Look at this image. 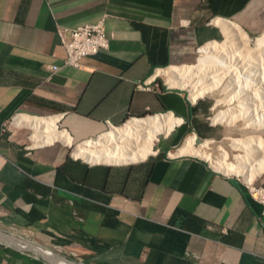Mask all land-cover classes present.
<instances>
[{
    "label": "crops",
    "instance_id": "1",
    "mask_svg": "<svg viewBox=\"0 0 264 264\" xmlns=\"http://www.w3.org/2000/svg\"><path fill=\"white\" fill-rule=\"evenodd\" d=\"M100 19L108 48L64 65L56 28ZM223 24L261 35L264 0H0V231L87 264H264L262 207L244 181L177 154L188 135L222 137L211 98L192 102L163 73L195 65ZM167 113L182 122L143 160L72 154L108 127ZM47 117L71 144H36L25 119ZM253 184L264 188V170ZM0 264L45 263L0 244Z\"/></svg>",
    "mask_w": 264,
    "mask_h": 264
},
{
    "label": "bare ground",
    "instance_id": "2",
    "mask_svg": "<svg viewBox=\"0 0 264 264\" xmlns=\"http://www.w3.org/2000/svg\"><path fill=\"white\" fill-rule=\"evenodd\" d=\"M222 28L226 38L222 47L224 52L221 51L222 48L218 43L206 44L200 48L201 54L196 63L199 67L215 62L216 67L213 71L218 75L221 73L219 75L221 77L211 76L212 68L207 71L208 79L204 76L199 77L205 71L195 74L192 68L196 64L189 67L176 66L163 71L166 75V83L171 87L188 89L190 91L188 96L193 102L204 93L214 90L223 75L231 72L233 81L228 80L223 86L225 96L219 102L229 104L234 100L236 104L216 112L212 117L213 123L231 125L236 119H241L244 126L255 130L264 129V34L256 37L251 46L250 38L242 29L227 24H223ZM238 73H241V76L237 77ZM192 78L196 79L195 82H192ZM249 105L256 110V114L253 115V112L251 115L247 111ZM25 120L34 130L33 139L36 140V144H44L48 141L71 144V137L66 130L55 128L56 118ZM180 122L182 121L170 113L129 120L119 128L110 127V130L103 132L96 140H85L74 145L72 154L90 163H135L153 154L159 136L166 137ZM41 131L47 133L43 138H39ZM210 142L212 141L207 139L197 142V136L192 134L185 138L177 154L201 155L202 148ZM230 143L232 148L242 150L243 154L236 155L232 164L226 161L227 153L221 150L219 158L214 162L215 167L226 173L238 174L245 183H251L264 170V138L250 135L242 140H231ZM9 244L18 250L32 249L26 243L10 242ZM46 254L54 257L48 251Z\"/></svg>",
    "mask_w": 264,
    "mask_h": 264
},
{
    "label": "rangeland",
    "instance_id": "3",
    "mask_svg": "<svg viewBox=\"0 0 264 264\" xmlns=\"http://www.w3.org/2000/svg\"><path fill=\"white\" fill-rule=\"evenodd\" d=\"M263 34H264V32L261 35H263ZM261 35H259V36H261ZM259 36H257V37H259ZM249 38L251 40L250 44L252 46L253 43H254V39L256 37H253V38L249 37ZM225 40H226V38H225V35H224L223 39L221 41H219V42H216V43H218L221 46V48H222V47H224ZM221 51L224 52V49L222 48ZM207 62H209V60ZM214 63L215 62L212 61V62H210L208 64H203V65H201L199 67H197L198 65L196 64L194 66V68H192V71L195 74L205 71L206 73L204 72V74H200L199 77H203L204 76L205 79H208L209 78V76H208L209 74H207L209 72L208 69L212 68V72L213 73L211 74V76L213 75L214 77H216V76L218 77L221 73L218 75L217 72L213 71V69H215V67H216V65H214ZM230 74H232V73L230 72ZM230 74L229 73L224 74L223 77H222V80L219 81L218 86H216L214 88V90L208 91V92L203 94L204 97H210L212 102H213V108H212V111L210 112L209 117L211 119V124L216 125V127L218 129H220L222 137L219 138V139H210L212 142L208 143L204 148H202V154L201 155L200 154L199 155L189 154V155L196 156L198 158H201V159L209 162L210 165L214 168V170H216V171H218V172H220L222 174H225V175H228V176H236V177H238L239 179L242 180V177L240 175H238V174H235V173H232V172L226 173V172H224V171H222L220 169H217L215 167V165H214V162L219 158L221 150H224L227 153L226 161L233 164L235 162V159H234L235 156L236 155H242L243 152H242V150H238V149L232 148L231 143H230L231 140H234V139H241L242 140V139H244V138H246V137H248L250 135L260 136L261 138H264V129L261 128V129L255 130L252 127L244 126L243 121L241 119H238V120L236 119L235 122L232 123L233 125L232 124L231 125H226L225 123H218V122L217 123H213L212 117L215 115L216 112H218L219 110H225L226 108L232 107V106H234L236 104V101H234V100H231V103L229 102V104H226V103H223V102L222 103L219 102L225 96V93H224L225 91H223V86H225V84H226V82L228 80L230 82L233 81V75L230 76ZM239 76H241V73H238L237 77H239ZM165 77H166V75H165ZM219 77H221V76H219ZM162 79H164V76H162ZM191 80H192V82H195L196 79L192 78ZM185 92L188 95L190 94V91L188 89H185ZM248 109L250 111L249 110H247V111L250 112V114L253 113V112H254L253 115L256 114V110L254 109L255 110L254 111L253 108L250 107V105H249ZM263 109H264V107H263ZM107 130H108V128L105 129L103 132H105ZM159 139H160V136H159ZM158 143L159 142L155 143V146H154L155 150L157 148V144ZM168 143L169 142L162 140L160 146L162 148H165V147L168 146ZM71 150H72V147H71ZM2 245L5 246L6 248H9V249H12V250L18 252L17 249H15V248H13L11 246H8L6 244H2ZM21 251H23V253L25 252V253L29 254L32 257H38L37 255H35V254L31 253V252H27L26 250L25 251L24 250H19V252H21ZM65 256L68 259L72 260V261H80V259H78V257H73V256H70V255H65ZM38 259L40 261H43L40 257H38Z\"/></svg>",
    "mask_w": 264,
    "mask_h": 264
},
{
    "label": "built area",
    "instance_id": "4",
    "mask_svg": "<svg viewBox=\"0 0 264 264\" xmlns=\"http://www.w3.org/2000/svg\"><path fill=\"white\" fill-rule=\"evenodd\" d=\"M60 45L63 47L65 51V57L63 60L64 65L72 66V67H79L81 64V60L85 57L91 56L96 54L99 50L107 49L109 45V37L105 35L104 32V21L103 19H100L96 23L93 24H84L81 26H78L73 29H66L63 27H57L55 30ZM198 54L200 55V49H198ZM52 71L56 69L54 66L49 67ZM188 96V94H187ZM48 118V117H47ZM211 121V119H210ZM8 124H4V127H7ZM124 126V124L122 125ZM55 128L60 129L59 126L55 123ZM110 127H108L109 129ZM62 130V129H60ZM64 130V129H63ZM47 133L45 131H41L39 138L45 137ZM28 149V146L26 147ZM168 156V155H167ZM207 162V161H206ZM208 166L214 170V168L210 165L209 162H207ZM216 171V170H214ZM218 172V171H216ZM220 173V172H219ZM245 183V182H244ZM246 189L249 193V196L252 200L259 203L262 207L261 209V217H264V188L260 186H255L253 184V181L251 183H245ZM48 250V249H47ZM51 253L55 255H61L66 257L63 254H60L56 251L49 250ZM27 256H30L27 253H23ZM73 257H76L74 255H70ZM32 257V256H31ZM36 260H39L38 257H32ZM67 258V257H66ZM44 262V261H43ZM76 264H87L80 261H74ZM45 263V262H44ZM65 263L63 261H59V264ZM47 264V263H45Z\"/></svg>",
    "mask_w": 264,
    "mask_h": 264
},
{
    "label": "water",
    "instance_id": "5",
    "mask_svg": "<svg viewBox=\"0 0 264 264\" xmlns=\"http://www.w3.org/2000/svg\"><path fill=\"white\" fill-rule=\"evenodd\" d=\"M201 141L200 138L197 139V142ZM10 242H19V243H26L28 244L30 247H32L31 250H26L27 252H31L35 255H37L38 257H40L45 263L47 264H59V261H63L65 263H68V264H76L74 261L64 257V256H61V255H55L53 253H51L49 250L41 247V246H38L30 241H27V240H24L20 237H17V236H14V235H11V234H8V233H4L2 231H0V244H6L8 246H11L9 243ZM12 247V246H11ZM14 248V247H13ZM18 250V249H17ZM33 250H36V251H33ZM19 251V250H18ZM25 251V250H24ZM49 252V254H52L54 255V257H50L46 254V252Z\"/></svg>",
    "mask_w": 264,
    "mask_h": 264
}]
</instances>
